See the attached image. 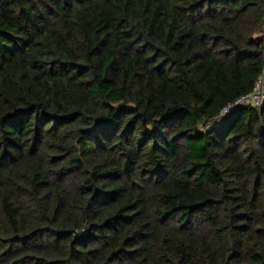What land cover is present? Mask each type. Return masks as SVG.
<instances>
[{
	"label": "trees",
	"instance_id": "1",
	"mask_svg": "<svg viewBox=\"0 0 264 264\" xmlns=\"http://www.w3.org/2000/svg\"><path fill=\"white\" fill-rule=\"evenodd\" d=\"M264 0H0V264H264Z\"/></svg>",
	"mask_w": 264,
	"mask_h": 264
},
{
	"label": "built area",
	"instance_id": "2",
	"mask_svg": "<svg viewBox=\"0 0 264 264\" xmlns=\"http://www.w3.org/2000/svg\"><path fill=\"white\" fill-rule=\"evenodd\" d=\"M264 103V67L258 80L255 82L252 90L242 96H240L232 105L225 108V111L229 107L238 104L252 105L253 107H261Z\"/></svg>",
	"mask_w": 264,
	"mask_h": 264
}]
</instances>
